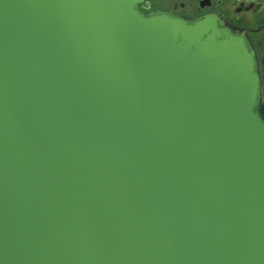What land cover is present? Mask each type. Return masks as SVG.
<instances>
[{"label":"water","instance_id":"1","mask_svg":"<svg viewBox=\"0 0 264 264\" xmlns=\"http://www.w3.org/2000/svg\"><path fill=\"white\" fill-rule=\"evenodd\" d=\"M145 2L0 0V264H264L256 51Z\"/></svg>","mask_w":264,"mask_h":264},{"label":"flooded vegetation","instance_id":"2","mask_svg":"<svg viewBox=\"0 0 264 264\" xmlns=\"http://www.w3.org/2000/svg\"><path fill=\"white\" fill-rule=\"evenodd\" d=\"M229 7L222 6V0H217L215 3L212 0H205L204 14L218 13L234 30L246 33L256 51L260 72L264 78V23L260 22L257 27L250 26L252 17L264 8L263 4H257L256 0H232Z\"/></svg>","mask_w":264,"mask_h":264},{"label":"rangeland","instance_id":"3","mask_svg":"<svg viewBox=\"0 0 264 264\" xmlns=\"http://www.w3.org/2000/svg\"><path fill=\"white\" fill-rule=\"evenodd\" d=\"M202 1L204 0H146L140 8L143 12L166 9L175 10L185 16L197 17L203 15L206 11V8L204 9L200 4ZM216 1L212 0L214 3ZM231 2L232 0H222V6L229 7ZM256 3L263 4L264 7V0H256ZM260 22L264 23V8L256 16L252 17L251 25H249L257 27Z\"/></svg>","mask_w":264,"mask_h":264},{"label":"trees","instance_id":"4","mask_svg":"<svg viewBox=\"0 0 264 264\" xmlns=\"http://www.w3.org/2000/svg\"><path fill=\"white\" fill-rule=\"evenodd\" d=\"M260 113H261V115H262V117H263V119H264V104L262 105V108H261Z\"/></svg>","mask_w":264,"mask_h":264}]
</instances>
